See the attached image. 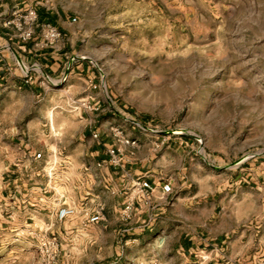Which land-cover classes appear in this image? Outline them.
Instances as JSON below:
<instances>
[{
  "label": "rangeland",
  "instance_id": "rangeland-1",
  "mask_svg": "<svg viewBox=\"0 0 264 264\" xmlns=\"http://www.w3.org/2000/svg\"><path fill=\"white\" fill-rule=\"evenodd\" d=\"M14 2L0 0L8 10ZM28 2L71 24L74 56L90 78L71 87L44 81L35 93L41 101L0 90V135L42 132L77 160L78 132L95 116L101 126L113 119L112 128L137 140L121 167H142L158 183L171 178L173 194L159 210L157 189L150 208L135 206L122 221L104 181L106 147L91 155L83 141L81 162L97 165L103 193L96 209L107 215L95 225L78 216L46 232L0 212V264H264V0ZM236 218L243 222L212 255L220 260L188 251L190 242L234 229Z\"/></svg>",
  "mask_w": 264,
  "mask_h": 264
},
{
  "label": "crops",
  "instance_id": "crops-1",
  "mask_svg": "<svg viewBox=\"0 0 264 264\" xmlns=\"http://www.w3.org/2000/svg\"><path fill=\"white\" fill-rule=\"evenodd\" d=\"M17 3L19 2L15 0L14 4ZM8 9L6 4L0 3L1 11ZM37 9L41 19L51 22L60 30L61 39L54 47L39 50L33 46V42L24 46L18 45L15 41L9 40L0 29V90L10 93L26 92L31 94L33 99L41 101L42 97L35 96V93L36 95L40 94L39 91L42 89L44 81L53 84L58 80H65L66 86H69L72 80L83 81L82 77L90 78V75L86 64L74 56L78 40L72 32L71 24L56 11ZM32 66H34V70L30 71L31 80L26 82L24 80L25 71ZM89 99L93 100L91 96ZM68 101L71 104L80 103V101L74 103L70 99ZM72 110L76 112L78 108ZM78 113L80 115L78 120L81 122L80 109ZM96 117L92 124L85 126L83 131L85 134L78 132L76 135L78 141L77 160L75 158L72 160L71 156L67 154L68 152L64 148L60 149L57 143H49L50 136L40 134L42 132L30 134L27 131L20 137L11 132L0 135V138L6 139L4 142L0 141V169H3L0 174V212L14 211L16 216H22L25 223L29 222L32 226H40L46 232H53L55 228H60L78 216L91 224L88 222V218L96 210L97 204L95 203L99 202V196L103 193H99L97 190V165L93 162L88 165L81 162L82 142L85 143V151L91 155L97 154L102 148L112 143L110 129L116 127L113 119H107L102 126L97 125ZM92 132L99 134V140L87 139ZM53 137L56 136L53 135ZM46 138L47 140H45ZM35 142L38 144L37 148L35 147L37 145H34ZM140 169L142 167H133L132 164H127L121 167V171L117 173L111 166L102 170L105 184L110 187L113 199H117L114 201L117 202V205L114 203V211L119 209L120 213L121 206L127 199L130 180L140 176L146 177L154 187L152 198L154 200L155 193L161 183H158L156 179H151L150 175L147 176L149 172H142ZM169 180L173 185L172 179ZM157 194L160 195L158 191ZM172 194L173 192L161 199L159 196V210L167 205L164 202ZM250 199L252 200V198ZM258 201L259 196L255 195L253 205L256 206ZM62 203L73 206L76 209V215L64 222H58L56 210ZM135 204L141 208L142 202L138 198ZM102 208L103 215H107V208L106 210L104 206ZM141 213L143 212H138L136 215H141ZM154 217L157 218V215ZM100 222L102 221L91 225ZM241 222H243L242 218H236L234 229L223 227L213 237H207L200 243L190 242L188 251L197 250L200 254L207 253L208 257L204 256V260H220L221 258H213L212 255H220L227 232H234ZM256 229L258 230L257 227ZM235 235L234 237L241 239L244 233L241 230L240 233L237 231ZM199 245L202 248L199 249ZM253 264L262 263L257 261Z\"/></svg>",
  "mask_w": 264,
  "mask_h": 264
},
{
  "label": "built area",
  "instance_id": "built-area-1",
  "mask_svg": "<svg viewBox=\"0 0 264 264\" xmlns=\"http://www.w3.org/2000/svg\"><path fill=\"white\" fill-rule=\"evenodd\" d=\"M15 6H12L7 12L0 11V29L5 33L9 40L15 41L18 45L36 41L34 47L39 50L51 48L61 39L60 30L51 22L43 20L38 14V9L29 4L28 0H16ZM34 66L27 69L24 80H31L30 71ZM36 68V67H35ZM38 69V68H37ZM34 70V69H33ZM97 111V108H93ZM137 125V124H135ZM91 137L94 140L99 138V134L94 132ZM110 137L112 143L106 146V155L108 163L114 168H120L125 161L123 152L126 148L134 149L137 146V140L127 138L120 128H111ZM132 154V153H131ZM128 195L124 207L120 211V219L128 221L131 214L135 212V203L139 198L144 206L150 208L154 187L144 176L130 180ZM173 192L171 181L163 180L159 186L160 199ZM141 212V211H140ZM76 215V209L68 204L62 203L56 210V220L64 222ZM104 218L103 208L98 207L88 218L89 223H97ZM152 216L147 217L146 223L149 226Z\"/></svg>",
  "mask_w": 264,
  "mask_h": 264
}]
</instances>
